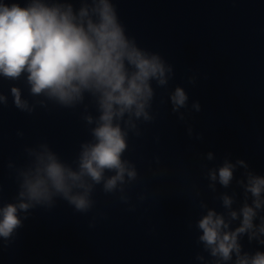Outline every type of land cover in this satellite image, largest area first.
Here are the masks:
<instances>
[{"label": "clouds", "instance_id": "9594fccd", "mask_svg": "<svg viewBox=\"0 0 264 264\" xmlns=\"http://www.w3.org/2000/svg\"><path fill=\"white\" fill-rule=\"evenodd\" d=\"M174 75L172 64L158 52L140 47L127 33L114 0H79V7L72 0H0V78L17 82L9 94L0 91V108L9 105V95L12 106L29 116L38 108L47 110L50 104L65 109L83 106L81 118L91 137L81 142L75 167L47 142L25 146L24 165L9 161L17 192L12 202L0 196V240L5 246L32 210H50L57 199L66 201L76 213H89L96 204L93 193L98 185L105 194L119 193L128 211L136 210L127 194L128 186L139 176L136 165L124 158L129 134L140 136V123L156 120L153 82L157 88H167ZM188 83L195 86L196 77L190 76ZM167 102L192 138L194 129L188 117L202 110L200 102L189 104V95L180 85L168 94ZM90 106L97 115L91 114ZM23 135L17 131L18 137ZM195 139L202 140V134L196 133ZM203 158L216 160L211 151ZM156 163L160 164L159 157ZM202 167L212 192L217 185L229 188L235 172L243 169L236 179L243 199L238 202L235 192L220 193L224 211L200 200L199 207L205 211L195 228L202 252L195 259L200 264H264V251H247L241 243L247 237L249 243L264 246V175L251 170L246 160L233 161L228 156L218 165ZM138 199L145 197L139 195ZM95 223L93 216L88 226L94 228Z\"/></svg>", "mask_w": 264, "mask_h": 264}]
</instances>
